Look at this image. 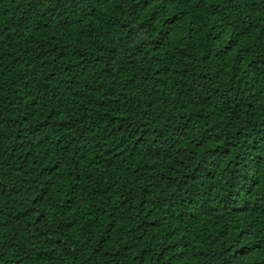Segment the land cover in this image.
Segmentation results:
<instances>
[{
    "label": "trees",
    "instance_id": "1",
    "mask_svg": "<svg viewBox=\"0 0 264 264\" xmlns=\"http://www.w3.org/2000/svg\"><path fill=\"white\" fill-rule=\"evenodd\" d=\"M0 264H264V0H0Z\"/></svg>",
    "mask_w": 264,
    "mask_h": 264
}]
</instances>
